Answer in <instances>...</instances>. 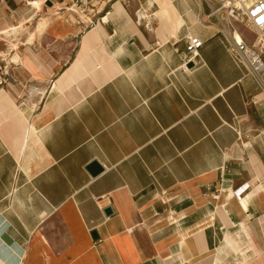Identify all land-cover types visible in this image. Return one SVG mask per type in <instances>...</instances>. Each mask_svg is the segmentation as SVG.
<instances>
[{"label": "crops", "instance_id": "1", "mask_svg": "<svg viewBox=\"0 0 264 264\" xmlns=\"http://www.w3.org/2000/svg\"><path fill=\"white\" fill-rule=\"evenodd\" d=\"M72 1L0 0V264H264V90L205 0Z\"/></svg>", "mask_w": 264, "mask_h": 264}, {"label": "built area", "instance_id": "2", "mask_svg": "<svg viewBox=\"0 0 264 264\" xmlns=\"http://www.w3.org/2000/svg\"><path fill=\"white\" fill-rule=\"evenodd\" d=\"M94 0H73L68 8L84 12ZM210 8L202 14L199 24H210L215 20L236 64L243 66L264 90V0H205ZM74 9V10H75ZM72 9V11H74ZM249 31L255 40L249 43L245 32ZM204 41L197 35L186 38L182 70H188L202 63L200 50ZM218 264V263H215Z\"/></svg>", "mask_w": 264, "mask_h": 264}, {"label": "water", "instance_id": "3", "mask_svg": "<svg viewBox=\"0 0 264 264\" xmlns=\"http://www.w3.org/2000/svg\"><path fill=\"white\" fill-rule=\"evenodd\" d=\"M193 65V62H190L188 64L189 67H193ZM87 167L92 171L93 174H98L103 170V166L97 160L92 161ZM105 211L108 215L113 213V209L111 206H108ZM91 235L94 240H97L99 238L97 230H92Z\"/></svg>", "mask_w": 264, "mask_h": 264}, {"label": "rangeland", "instance_id": "4", "mask_svg": "<svg viewBox=\"0 0 264 264\" xmlns=\"http://www.w3.org/2000/svg\"><path fill=\"white\" fill-rule=\"evenodd\" d=\"M13 32H14V33H13ZM11 33H12V34H11ZM17 33H18V31L15 30V29H13V30H11L9 33H7L6 35H3V36H16ZM9 34H11V35H9Z\"/></svg>", "mask_w": 264, "mask_h": 264}]
</instances>
